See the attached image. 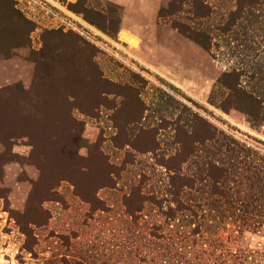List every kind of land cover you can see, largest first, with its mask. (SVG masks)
<instances>
[{
  "label": "rangeland",
  "instance_id": "374dc122",
  "mask_svg": "<svg viewBox=\"0 0 264 264\" xmlns=\"http://www.w3.org/2000/svg\"><path fill=\"white\" fill-rule=\"evenodd\" d=\"M47 1L54 11L63 6L81 14L110 39L57 27L50 13L33 19L18 0H0V53L16 51L19 36L30 33L24 46H32L35 61L28 82L0 87V264H47L54 254L72 258L94 245L114 250L115 262L124 260L144 242L146 222L130 212L157 218L160 210L146 203L139 212L140 195L161 197V159L180 162L214 131L264 155V126L255 128L241 111L211 103L216 81L162 71L135 56L116 37L120 7L99 0ZM173 1L166 0L161 12L175 9ZM14 6L28 23L18 22ZM112 39L131 54L117 51ZM211 60L222 74L226 65ZM76 163L88 168L78 185L57 178L76 170ZM40 205L49 216L46 224L30 222L44 218ZM248 224L227 222L207 231L206 239L194 233L192 264H264V223Z\"/></svg>",
  "mask_w": 264,
  "mask_h": 264
},
{
  "label": "trees",
  "instance_id": "16d2710c",
  "mask_svg": "<svg viewBox=\"0 0 264 264\" xmlns=\"http://www.w3.org/2000/svg\"><path fill=\"white\" fill-rule=\"evenodd\" d=\"M226 1L218 6L208 0H174L176 8L160 11L159 19L226 65L210 102L226 112L241 111L251 126L260 128L264 126V0ZM13 10L19 15L18 22L28 23L17 6ZM19 37L22 39L18 38L14 47L28 44L30 33ZM12 54V50L2 52L0 58ZM206 140L203 147L194 148L178 163L161 159L159 164L166 168L159 188L161 197L140 195L144 205L139 212L146 203L157 204L160 210L157 218L151 213L130 212L133 219L144 218L146 226L142 246H133L126 259L120 256L115 262L114 250L94 245L72 258L54 254L47 264H192L194 233L206 239L207 231H217L227 222L238 226L249 225L252 219L256 225L264 223V155L222 131L212 132ZM40 167L41 177L46 176ZM75 168L57 178L78 185V178L88 168L78 163ZM106 175L109 177V171ZM132 193H136L135 187ZM79 194L89 201L86 192ZM40 209L45 213L43 205ZM46 214L42 221L30 222L46 224Z\"/></svg>",
  "mask_w": 264,
  "mask_h": 264
},
{
  "label": "crops",
  "instance_id": "0c3cea01",
  "mask_svg": "<svg viewBox=\"0 0 264 264\" xmlns=\"http://www.w3.org/2000/svg\"><path fill=\"white\" fill-rule=\"evenodd\" d=\"M38 1L41 0H18V4L29 17L43 19L47 12ZM99 1L102 6L112 4L122 9L116 37L132 48L131 52L135 56L154 64L156 69L171 70L177 75L184 71L187 74L196 73L207 81H216L219 78L221 70L217 68V64L213 69L209 51L169 23L160 21L159 13L166 0ZM36 30L39 28L36 27ZM31 49V45L19 46L11 56L0 58V87L17 81L26 83L32 78L35 61L30 58ZM181 76L185 77L183 74Z\"/></svg>",
  "mask_w": 264,
  "mask_h": 264
},
{
  "label": "built area",
  "instance_id": "2783aa9c",
  "mask_svg": "<svg viewBox=\"0 0 264 264\" xmlns=\"http://www.w3.org/2000/svg\"><path fill=\"white\" fill-rule=\"evenodd\" d=\"M41 3L46 9L47 13L52 14V23L57 27H63L64 29H73L78 31L89 38L98 39V40H106L110 39L107 34H105L101 29L97 26L86 20L81 14L72 11L69 8L60 7V11H54V8L49 4L47 0H41ZM52 3V2H51ZM115 48L117 51H122L124 53L131 54L130 50L123 43L119 41H115Z\"/></svg>",
  "mask_w": 264,
  "mask_h": 264
},
{
  "label": "bare ground",
  "instance_id": "6f19581e",
  "mask_svg": "<svg viewBox=\"0 0 264 264\" xmlns=\"http://www.w3.org/2000/svg\"><path fill=\"white\" fill-rule=\"evenodd\" d=\"M128 36V35H127Z\"/></svg>",
  "mask_w": 264,
  "mask_h": 264
}]
</instances>
